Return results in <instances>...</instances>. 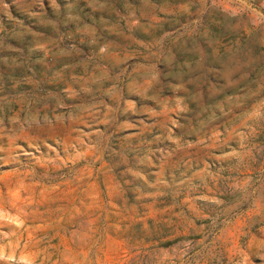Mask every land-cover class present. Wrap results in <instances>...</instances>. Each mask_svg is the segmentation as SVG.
I'll return each instance as SVG.
<instances>
[{
  "label": "rangeland",
  "instance_id": "1",
  "mask_svg": "<svg viewBox=\"0 0 264 264\" xmlns=\"http://www.w3.org/2000/svg\"><path fill=\"white\" fill-rule=\"evenodd\" d=\"M262 21L240 0H0V243L24 257L0 264H261Z\"/></svg>",
  "mask_w": 264,
  "mask_h": 264
},
{
  "label": "clouds",
  "instance_id": "2",
  "mask_svg": "<svg viewBox=\"0 0 264 264\" xmlns=\"http://www.w3.org/2000/svg\"><path fill=\"white\" fill-rule=\"evenodd\" d=\"M240 3H243L246 5V10L248 12L255 11V12L260 13V15L264 17V0H240ZM233 15H239V13H233ZM249 19H251V17H249ZM262 23H264V21H262ZM259 48L262 52H264V44H260ZM258 74L259 73H255L254 71L249 72V76L253 79ZM157 78H158L157 76L155 75L153 76V79H157ZM177 99L179 100L180 98H177ZM261 107H264V98H261L253 102L251 106V110L248 113L247 119L252 120L253 117H259L261 115V111H260ZM177 109L179 111H183V108L180 107L179 103L177 104ZM132 110H134V108ZM0 124H3L2 120H0ZM0 131H3V129L0 128ZM9 245H10V242L0 243V260L15 261L18 258H24L23 256L18 257L16 252L11 250ZM246 259L251 260L252 264H256L252 256L246 255ZM259 259L261 260V264H264V257H259ZM27 264H34V261L30 259L27 261Z\"/></svg>",
  "mask_w": 264,
  "mask_h": 264
}]
</instances>
